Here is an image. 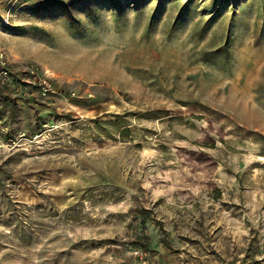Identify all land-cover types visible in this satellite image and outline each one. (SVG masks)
Segmentation results:
<instances>
[{
    "label": "rangeland",
    "instance_id": "1",
    "mask_svg": "<svg viewBox=\"0 0 264 264\" xmlns=\"http://www.w3.org/2000/svg\"><path fill=\"white\" fill-rule=\"evenodd\" d=\"M0 60V264H264V0H0Z\"/></svg>",
    "mask_w": 264,
    "mask_h": 264
},
{
    "label": "built area",
    "instance_id": "2",
    "mask_svg": "<svg viewBox=\"0 0 264 264\" xmlns=\"http://www.w3.org/2000/svg\"><path fill=\"white\" fill-rule=\"evenodd\" d=\"M0 65L3 67L5 62L0 60ZM33 78L38 86L39 91L43 96H47L48 93H56L54 87L51 85L48 75L43 73L37 74L31 71Z\"/></svg>",
    "mask_w": 264,
    "mask_h": 264
},
{
    "label": "trees",
    "instance_id": "3",
    "mask_svg": "<svg viewBox=\"0 0 264 264\" xmlns=\"http://www.w3.org/2000/svg\"><path fill=\"white\" fill-rule=\"evenodd\" d=\"M104 1H114V0H104ZM0 71H4L2 66H0ZM148 240H149L148 236H143L141 239H137V243L142 249L145 250Z\"/></svg>",
    "mask_w": 264,
    "mask_h": 264
}]
</instances>
